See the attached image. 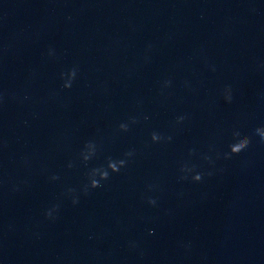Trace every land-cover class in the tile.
Instances as JSON below:
<instances>
[{"label":"water","instance_id":"1","mask_svg":"<svg viewBox=\"0 0 264 264\" xmlns=\"http://www.w3.org/2000/svg\"><path fill=\"white\" fill-rule=\"evenodd\" d=\"M261 136L264 0H0V264H264Z\"/></svg>","mask_w":264,"mask_h":264},{"label":"clouds","instance_id":"2","mask_svg":"<svg viewBox=\"0 0 264 264\" xmlns=\"http://www.w3.org/2000/svg\"><path fill=\"white\" fill-rule=\"evenodd\" d=\"M75 75H76V73L73 70V72L71 73V76L73 79L75 78ZM65 87L70 88L71 83L66 84ZM237 135H239V134H237ZM261 137L264 138V136H261ZM250 143H251V141L247 137L243 138L242 140H239V142H237L231 146V154L235 155L239 152L246 150L248 148V146L250 145ZM121 166H123V162H121ZM109 167H110L112 172H119V168L115 167V164H110ZM101 179H103V180L108 179V173L106 171L102 174ZM197 179H199V177H197ZM99 186H100L99 181H97V180L92 181V184H91L92 188H97ZM150 203L155 205L156 202L154 200H152V201H150Z\"/></svg>","mask_w":264,"mask_h":264}]
</instances>
